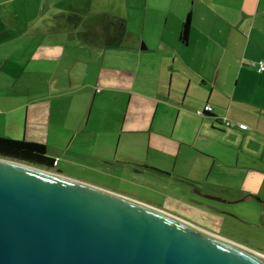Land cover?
Returning <instances> with one entry per match:
<instances>
[{"label":"crops","instance_id":"1","mask_svg":"<svg viewBox=\"0 0 264 264\" xmlns=\"http://www.w3.org/2000/svg\"><path fill=\"white\" fill-rule=\"evenodd\" d=\"M124 1L128 34L108 47L83 39L86 26L66 21L64 11L41 18L46 0H0V135L28 139L36 104L84 88L93 92L91 108L76 126L47 128L59 172L68 175L60 164L76 139L84 143L71 161L113 176L117 188L146 190L147 170L170 175L180 161L185 183H201L227 203L244 201L263 218V205L248 203L264 199V0H154L162 3L135 9L137 29Z\"/></svg>","mask_w":264,"mask_h":264},{"label":"water","instance_id":"2","mask_svg":"<svg viewBox=\"0 0 264 264\" xmlns=\"http://www.w3.org/2000/svg\"><path fill=\"white\" fill-rule=\"evenodd\" d=\"M261 254L139 200L0 155V264H264Z\"/></svg>","mask_w":264,"mask_h":264},{"label":"rangeland","instance_id":"3","mask_svg":"<svg viewBox=\"0 0 264 264\" xmlns=\"http://www.w3.org/2000/svg\"><path fill=\"white\" fill-rule=\"evenodd\" d=\"M46 3L47 7L50 8L48 9L47 13H42L41 18H51L57 14H62V11L65 12V16L67 17L68 15L74 14H80V16H83L84 14L83 18L86 20V29L89 27L90 30L101 29V26L99 25H101V23L103 24V22L105 23L109 21L111 17H125L127 15L126 12L128 5V3L124 0H46ZM160 3L154 0H129L130 10L133 11L131 27L133 29H137V22L139 20L138 14L135 12V9L138 6L141 7L144 6V4H147L149 7H152L155 4L160 5ZM52 4L54 6L53 8ZM12 6L13 5L10 4L7 9L13 10L12 8L14 7ZM15 6L17 7L16 9L23 10V7H21L20 3H17ZM72 10H74V12L76 13L71 12ZM6 14L8 16L9 12H6ZM20 14V18L24 20L26 16L25 12L20 11ZM90 32H92V35L94 34V31ZM56 36L60 37V32L59 34H55L54 36L49 35L48 39L52 40V37ZM59 39L61 40L62 38ZM75 89L68 90L69 92L63 95L60 94L59 98L57 99H53V97H50L48 101H42L41 104L43 105L41 107L37 106L36 104V109H39L40 111L36 114V116L34 115V113L31 114V116H28L26 127V137L28 139L45 142L53 146V144L48 141V138H46L48 131L47 128L50 127L49 124L56 125V122H60L62 123V125H64L65 128L68 129L76 126L77 121H80L83 113L86 112L87 114V112L91 108L90 104L92 103L93 92H86L84 91V88H78L76 90ZM96 106H94L93 114H95L96 112ZM41 109L44 112L43 115H41ZM59 116H61V118H59ZM90 126H92V122L89 123V127ZM76 140L77 142H73V144H71V147L66 151V154L62 156L63 159L60 164L61 170L68 173V175H70L71 177L77 176L76 179H84L82 181L88 180L94 181L96 183H98V181H101V184H104L106 186H113V188L119 187L120 184L116 182V179L113 176L104 174H91V172L88 173L87 170H79V165L74 164L71 161L72 157H68L73 154L74 148L76 149L81 143H84L79 139ZM181 152L185 153L184 150H182ZM180 160L182 161L184 159L181 157ZM183 164L184 162L179 161V166L176 168L177 170L170 173V175L166 173L162 174L147 170V174L144 176V182L147 181V184L143 185L144 187H146L147 191L145 189L138 188L137 190L132 189L131 193L137 195L138 197H142V199L152 200V202H156L157 204L171 211H175L181 206L182 211L179 209V214L185 215L186 218H188L189 220L191 219V221L199 224L203 228L208 229L213 233L225 236L229 238V240L232 239L236 242H243V244L249 246L250 248L264 253V217L262 218L258 213H255L252 210V205L249 208V206L242 203L244 201L234 202V200H231L232 203H227L220 202L214 199H208L209 202L217 205L220 210H224V212L226 213L234 212L235 214H238L225 216L217 215L215 213L210 214L208 213L207 209L203 210V208H201V210L199 208L197 209L195 206H191V208L190 206H188L189 202L184 201V199H188L189 197L183 195L180 196L179 193L176 192L178 186H190L185 183V179L181 177L182 175L184 176L185 173H188V169L180 168ZM37 167L40 166L37 165ZM41 168H45L53 172H59L56 169L57 167L47 168L41 166ZM140 169L141 168L136 167L137 171ZM197 186L200 188L204 187V185L201 183L197 184ZM233 192L237 191L235 190ZM252 202H259V204L263 205L264 207V199L262 198H254V200L249 202L248 204H254Z\"/></svg>","mask_w":264,"mask_h":264},{"label":"trees","instance_id":"4","mask_svg":"<svg viewBox=\"0 0 264 264\" xmlns=\"http://www.w3.org/2000/svg\"><path fill=\"white\" fill-rule=\"evenodd\" d=\"M191 15V12L186 15V19L181 28L180 40L182 43H187V41H189L190 28L192 27ZM66 19L74 25L80 23L81 25L86 24V20L83 16H80V14L68 15ZM99 26H101L99 30H90L87 28L84 31L83 38L86 41H92L90 38H93V40L102 42L103 46L118 47L123 44L128 34L125 17H111L109 21L103 22V24L101 23ZM90 31H94V34L92 35ZM0 155L42 165L47 168L56 167L58 161L55 157L50 156L46 143L28 140L25 137L15 138L0 135Z\"/></svg>","mask_w":264,"mask_h":264},{"label":"flooded vegetation","instance_id":"5","mask_svg":"<svg viewBox=\"0 0 264 264\" xmlns=\"http://www.w3.org/2000/svg\"><path fill=\"white\" fill-rule=\"evenodd\" d=\"M28 164H33L34 166L38 165V164H34V163H28ZM38 166L41 167L42 165H38ZM43 167H45V166H43ZM83 182H86V181H83ZM86 183H89V184H92L94 186H97V187H99V188H101L103 190H107L108 192H112L113 194L121 195V196H124V197L129 198V199H133V200H136V201L139 200V202H141V203H144V204H147V205H150V206L152 205L153 207H155L156 209H158V210H160V211H162L164 213H167V214H169V215H171L173 217H176V218H178L180 220H184V221L190 223V225L194 224L195 227L203 228L199 224L191 221V219L189 220L188 218H186L185 215L179 214L180 210L182 209L181 206L179 207L180 210L176 209L175 211H171V210H168V209L164 208L163 206L157 204L156 202H152V200L142 199V197H138L137 195H134L133 193H131V190L132 189L133 190H137V189H134V186L131 185V184L128 185L127 187L125 186L124 188H113V186L112 187H109V186L107 187V186H102L100 184L99 185L98 184H93V183L88 182V181ZM176 192L179 193L180 196L183 195V196H188L189 197L188 199H184V201H188L189 202L188 206H190V208H191V206H195L197 209L198 208L199 209L203 208V210L207 209L208 213H210V214L215 213V214L221 215V216L232 215V214L238 215V214H235L234 212L226 213V212H224V210H220L217 205H214L211 202H209L208 199H210V200L214 199V200H218L220 202H226V201H229V200L223 201V200H219V199H216V198H212L210 196H215V197H220V196L214 195V194H212L210 192H204V188H200L196 184H192L191 186H181L180 188L178 187ZM187 194H190V195H187ZM189 204H191V205H189ZM186 211H187V209H186ZM222 218H224V217H222ZM203 229L211 232L208 229H205V228H203Z\"/></svg>","mask_w":264,"mask_h":264},{"label":"built area","instance_id":"6","mask_svg":"<svg viewBox=\"0 0 264 264\" xmlns=\"http://www.w3.org/2000/svg\"><path fill=\"white\" fill-rule=\"evenodd\" d=\"M263 70H264V63L261 61L258 64V71H263ZM211 108H213V106L212 105H209V106H207L206 109L211 110ZM224 123H226L227 125H231V123H229V121H224ZM240 127L241 128H247L248 125L247 124L240 123Z\"/></svg>","mask_w":264,"mask_h":264},{"label":"bare ground","instance_id":"7","mask_svg":"<svg viewBox=\"0 0 264 264\" xmlns=\"http://www.w3.org/2000/svg\"><path fill=\"white\" fill-rule=\"evenodd\" d=\"M262 257H264V255L261 254Z\"/></svg>","mask_w":264,"mask_h":264}]
</instances>
